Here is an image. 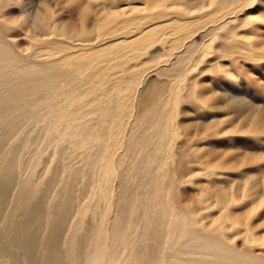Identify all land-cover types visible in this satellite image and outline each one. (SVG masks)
Wrapping results in <instances>:
<instances>
[{
  "label": "bare ground",
  "instance_id": "obj_1",
  "mask_svg": "<svg viewBox=\"0 0 264 264\" xmlns=\"http://www.w3.org/2000/svg\"><path fill=\"white\" fill-rule=\"evenodd\" d=\"M227 54L264 57V0H0V264H264L172 112Z\"/></svg>",
  "mask_w": 264,
  "mask_h": 264
},
{
  "label": "rangeland",
  "instance_id": "obj_2",
  "mask_svg": "<svg viewBox=\"0 0 264 264\" xmlns=\"http://www.w3.org/2000/svg\"><path fill=\"white\" fill-rule=\"evenodd\" d=\"M239 32L243 33L242 30ZM194 39L200 42L201 35L196 34ZM227 55L219 62L221 67L219 64L200 63L191 71V93L183 100L177 98L172 109L176 114L174 122L181 137L179 140H182L180 143L188 140L190 145L193 144L192 148L213 162L217 172L222 176L226 174L227 189L235 197L234 203L240 204L239 209L233 210L234 216L264 225V195L259 191L255 193L257 196L253 195L254 203L247 202V189L243 185L238 186L233 175L247 167L264 166V146L261 145L264 144V127L262 124L255 126L253 120L264 119V57ZM230 93L235 94V103L229 102L232 98ZM260 178L264 180V172L260 173ZM197 179L194 188H188L193 189L196 198L199 196L198 188L205 185L204 180ZM253 233L260 236L258 232Z\"/></svg>",
  "mask_w": 264,
  "mask_h": 264
}]
</instances>
